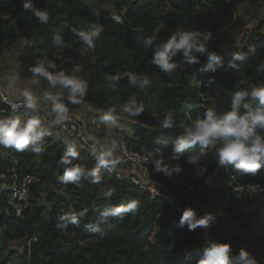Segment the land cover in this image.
I'll use <instances>...</instances> for the list:
<instances>
[{"label": "trees", "instance_id": "trees-1", "mask_svg": "<svg viewBox=\"0 0 264 264\" xmlns=\"http://www.w3.org/2000/svg\"><path fill=\"white\" fill-rule=\"evenodd\" d=\"M235 2L112 0L94 11L85 0H33L36 7L49 13L48 22L41 24L23 8L24 0H0V55L26 27L32 33L25 46L31 49L33 65L46 58L57 64L54 71L85 80L88 90L82 101L104 111L113 107L115 115L129 119L132 129L125 135L134 148H152L155 158L163 157L170 167L181 166L180 173L166 175L165 185L175 194L191 191L198 199H182L180 204L196 210L198 216L211 213L215 206L232 211L228 218L210 225L212 234L219 242L229 243L231 249L239 247V252L243 248L257 264H264V228L253 222L257 211L244 208L243 198L249 195L233 189L235 183H264V167L255 176L242 175L231 165L219 167L215 151L210 149L201 160L207 171L198 175V166L185 159L199 153L198 145L187 149L179 160L168 159L185 123L203 117L206 109L218 114L229 111L234 91L264 86V70L258 67L264 64V19L239 48H222L227 35L221 33V27L225 13ZM113 14L121 17L119 23L112 19ZM97 26L102 31L94 40V50H87L71 31L73 27L89 31ZM177 29L211 32L208 49L222 64L212 71L211 66L218 61L209 60L205 54L198 64L178 67L171 75L155 67L151 59L154 45H146L145 39L154 37L159 43ZM56 36L65 40V46L53 55L57 51L52 46ZM250 47L254 53L248 52ZM232 53L247 55V59L233 60ZM174 59L179 62L181 57ZM128 72L149 76L151 87L140 91L129 85ZM112 74L123 77L115 88H110L106 79ZM39 81L40 89L48 84L42 78ZM133 97L145 110L138 117L121 115V106ZM168 112L173 114L174 126L160 129L159 119ZM44 141L39 154L5 147V154L0 153V264H197L207 246L203 229L177 227L182 212L175 205L151 198L127 176L118 177L105 168L98 173L99 183L88 177L65 185L59 180L64 174L59 160L69 145L53 132ZM77 152L74 164L88 169L95 166L90 150L77 148ZM13 172H35L40 177L30 187L21 214L5 210ZM108 189H114L111 197L103 195ZM132 200L140 203L138 211L110 218L106 224L100 222L99 212L104 208L123 206ZM85 209L87 214L78 217L79 226L69 223L66 230L56 228L62 214ZM97 225L100 230L93 231ZM1 239L10 245L23 241V246L19 250Z\"/></svg>", "mask_w": 264, "mask_h": 264}, {"label": "clouds", "instance_id": "clouds-1", "mask_svg": "<svg viewBox=\"0 0 264 264\" xmlns=\"http://www.w3.org/2000/svg\"><path fill=\"white\" fill-rule=\"evenodd\" d=\"M23 8L29 11L41 24H46L49 13L46 9L38 8L33 0H24ZM96 15H99L97 12ZM116 22L121 21L119 15H112ZM78 41L86 46L87 50H94V40L100 36L102 28L93 27L89 31H80L72 28ZM212 38L211 32L201 33L177 29L167 40L157 43L154 37H148L144 43L153 46L152 64L161 71L171 75L178 67L191 66L200 62L202 55H207L209 60H217L218 64L211 66L215 71L217 66L222 64L214 51H209L208 42ZM52 46L57 50L53 55H58L65 46V40L61 36H56ZM248 52L254 53V48H249ZM179 55L180 61L174 58ZM233 60H245L247 55L232 53ZM235 66V65H232ZM260 70H264V64H260ZM57 64L52 60H38L35 65L30 66L29 71L34 79L32 83L38 84V79L47 81L53 89L65 90L67 101L71 104H79L85 97L88 84L85 80L66 74L64 71L56 72ZM52 70V71H50ZM129 85L144 91L151 87L152 81L149 76H140L131 72L125 73ZM19 78V73H14L10 77V83H14ZM123 77L120 74H112L106 77L110 88L117 87ZM19 95L23 97L22 117L0 118V146L13 148L17 151L28 149L32 153L39 154L44 150V138L52 135L51 129L61 125L68 119L69 108L62 100L61 94H54L52 91L44 90L41 96L44 101L51 106V114L54 117L47 123L42 122L39 112V98L29 88L20 90ZM143 105L137 104L133 97L128 103L120 108V113L128 116L138 117L144 111ZM116 109L109 107L103 112L100 120L109 127L115 125L117 116ZM160 129H170L174 126L173 114L166 113L159 119ZM264 86L252 87L251 90H239L231 93L230 110L218 114L213 109H206L203 117H197L191 123L183 125V131L174 141L169 160H179L187 149L199 146V153L186 156V162L197 165V174L204 175L207 171L206 166L201 164L202 158L207 156L210 149H214L219 167L231 165L233 169L242 175L255 176L264 167ZM93 139V137H89ZM67 151L60 158L59 163L64 166V174L59 177L61 183L67 185L81 178H92L93 183L100 182L99 171L101 168L109 171L115 170L122 162L114 156L117 147L115 139H111L108 145L95 147L91 155L95 159V166L91 169L73 163L78 157L77 146L74 142L68 143ZM154 171L164 175H172L173 172L180 173L183 169L176 165L170 167L163 157L152 160ZM2 187V185H0ZM114 189L104 191L103 195L111 197ZM137 200L129 201L123 206H110L99 212L100 222L106 224L110 218L120 217L130 212H136L140 208ZM87 210H82L77 214H62L56 224L59 230H66L68 224L79 226L78 217H84ZM216 220V215L207 213L198 216L196 210L185 208L179 219L177 227L187 226L189 231L197 227L208 228ZM100 230L99 225L93 231ZM206 247L197 264H257L255 258L251 257L245 249H240L238 255H230L231 245L227 242L207 240Z\"/></svg>", "mask_w": 264, "mask_h": 264}, {"label": "built area", "instance_id": "built-area-1", "mask_svg": "<svg viewBox=\"0 0 264 264\" xmlns=\"http://www.w3.org/2000/svg\"><path fill=\"white\" fill-rule=\"evenodd\" d=\"M22 103L23 97L19 94L14 95L10 88L0 86V118L15 116L22 117L24 112L23 107H15L17 105H22ZM39 115L42 122L45 123L54 118L50 111H42L41 104ZM55 127L62 132L65 138L79 140L84 148L90 151L95 148L91 139L84 134L78 117L68 114V119L61 125ZM116 137L119 159L124 164L138 168L140 174L131 173L129 171L124 172L118 168L112 171L107 170L115 173L118 177L127 176L132 183L139 186L142 190L147 191L151 198L163 199L164 201L175 205L178 210L183 212L186 207L180 204L179 198L176 194L171 189L167 188L164 183L166 175L154 171V166L152 164V160L155 159L154 149L147 148L140 150L134 148L129 143L123 129L117 130ZM39 179V174L35 172H25L22 174L17 172L11 173L8 183L9 194L5 210L7 212L11 211L16 214H21L23 208L27 204L25 201L28 197L30 187L32 184L38 183ZM233 189L240 194H248L249 196L255 197L264 193V183H235L233 184ZM234 253L236 252L231 250L230 255H238V253Z\"/></svg>", "mask_w": 264, "mask_h": 264}, {"label": "rangeland", "instance_id": "rangeland-1", "mask_svg": "<svg viewBox=\"0 0 264 264\" xmlns=\"http://www.w3.org/2000/svg\"><path fill=\"white\" fill-rule=\"evenodd\" d=\"M85 1L92 10L97 11L112 0ZM263 19L264 0H236L235 5L225 13V22L221 27V33H225L227 37L222 45V48L225 50H234L239 48L245 42L250 32L254 30L259 21ZM262 29L264 30V26ZM31 37L32 33L26 27H23L20 30V35L10 40L0 55V81L7 83L11 86L12 90L16 89V92H20L23 88H29L34 93L39 89V78H35L38 79V84L34 85L32 83L34 77L29 71L30 66H33L31 61V49L25 46V42ZM14 73H19V78L15 80L14 83H10V77ZM0 86L2 85L0 84ZM118 117L121 119L123 131L127 134L130 129H132V125L130 124L131 121L124 116L119 115ZM4 152L5 150L3 146H0V153ZM209 182H211V179ZM176 196L179 198V201L182 199L193 200L196 198L193 196L191 191H182L179 194H176ZM27 200L28 197L25 202H27ZM243 201V207L247 210L256 209L257 214L254 216L253 222L257 226L264 228V193L255 197L245 196ZM211 213L216 215V220L212 222L216 223L219 222L220 218H228L232 211L223 210L215 206ZM212 223L210 225H212ZM203 233L205 235L204 242L209 239L219 241L217 236L212 234L210 226L208 228H203ZM238 240L240 241L239 243H241L242 237L238 236ZM1 242L10 247L16 246L19 250H21L23 246V241L17 244L15 243L14 245H10V242H5L2 239ZM238 248L239 247L235 248L234 252H238Z\"/></svg>", "mask_w": 264, "mask_h": 264}, {"label": "crops", "instance_id": "crops-1", "mask_svg": "<svg viewBox=\"0 0 264 264\" xmlns=\"http://www.w3.org/2000/svg\"><path fill=\"white\" fill-rule=\"evenodd\" d=\"M0 84L2 86H5V87L11 89V86H9L7 83H4L3 81H0ZM44 90L52 91L54 94H56V93L61 94L62 100L67 104V106L69 108L68 114H71L73 116L78 117L80 122H81V127H82L84 134L87 137H93L94 138V140L91 139V142L93 143L94 147L99 148L102 145H108L110 143L111 139H115L117 142L116 132L118 129L123 128L121 126V123H122L121 119H119L118 116H117V120H116L115 125L109 127L108 125H105L104 123H102L100 120V116L103 114V112H105L104 110L96 109V108L92 107L91 105H89L83 101H81L79 104H76V105L71 104L67 101V93L65 90L53 89L48 84H46L43 89H40V85H39V89L36 92H34V94L39 98V102L41 104L42 111L47 110V111L51 112L50 104L48 102L44 101L42 96H41V93ZM11 91L14 95L19 94V92H16L17 91L16 89H14V90L11 89ZM130 124L132 125V122H130ZM51 131L64 144L74 142L78 149L84 148L79 140H71V139L65 138L64 135L62 134V132H60L56 127L52 128ZM130 132H131V129L128 133H130ZM84 149H86V148H84ZM114 156L118 157L117 147L114 150ZM117 168L121 169L124 172L129 171L131 173H139L140 174V170L138 168L131 166V165H128V164H124L122 162L117 166ZM242 204L244 206V203H242ZM232 250L234 251V249H232ZM236 253H239V252H236Z\"/></svg>", "mask_w": 264, "mask_h": 264}]
</instances>
